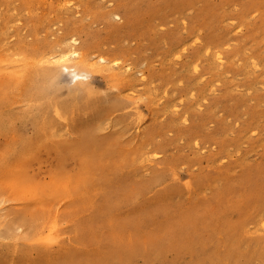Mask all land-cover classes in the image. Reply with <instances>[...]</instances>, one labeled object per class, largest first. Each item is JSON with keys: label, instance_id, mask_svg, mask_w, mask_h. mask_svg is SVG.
Here are the masks:
<instances>
[{"label": "rangeland", "instance_id": "1", "mask_svg": "<svg viewBox=\"0 0 264 264\" xmlns=\"http://www.w3.org/2000/svg\"><path fill=\"white\" fill-rule=\"evenodd\" d=\"M0 264H264V0H0Z\"/></svg>", "mask_w": 264, "mask_h": 264}, {"label": "bare ground", "instance_id": "2", "mask_svg": "<svg viewBox=\"0 0 264 264\" xmlns=\"http://www.w3.org/2000/svg\"><path fill=\"white\" fill-rule=\"evenodd\" d=\"M75 51H76V50H75ZM76 52H77V51H76ZM67 54H68V53L64 54L62 57L67 56ZM74 56H75V55H74ZM82 74H83V76H85V75L87 76V75H88V74H86V73H81V72H79V71L76 73V75L79 76V77H81ZM79 84L87 85L88 83L82 81V79H81V81L79 82Z\"/></svg>", "mask_w": 264, "mask_h": 264}]
</instances>
